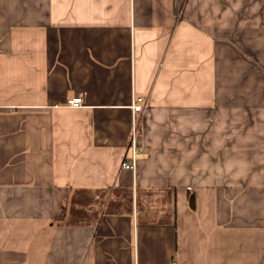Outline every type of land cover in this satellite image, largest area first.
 <instances>
[{
    "label": "crops",
    "instance_id": "0c3cea01",
    "mask_svg": "<svg viewBox=\"0 0 264 264\" xmlns=\"http://www.w3.org/2000/svg\"><path fill=\"white\" fill-rule=\"evenodd\" d=\"M0 264H264V0H0Z\"/></svg>",
    "mask_w": 264,
    "mask_h": 264
},
{
    "label": "built area",
    "instance_id": "2783aa9c",
    "mask_svg": "<svg viewBox=\"0 0 264 264\" xmlns=\"http://www.w3.org/2000/svg\"><path fill=\"white\" fill-rule=\"evenodd\" d=\"M66 103L68 105H71V106L79 105V104H81V97L80 96H73L71 98H68ZM140 109H141V105H139V104L133 105L134 111H140ZM136 150H137V148L134 146V144L132 142V145H130V149H129L130 157L124 156V158L120 162L121 167L134 170V166H135L134 158H135Z\"/></svg>",
    "mask_w": 264,
    "mask_h": 264
}]
</instances>
